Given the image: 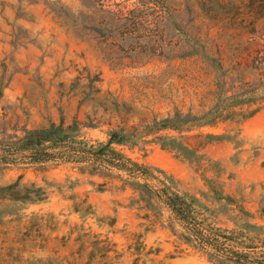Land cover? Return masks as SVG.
<instances>
[{
	"label": "rangeland",
	"instance_id": "rangeland-1",
	"mask_svg": "<svg viewBox=\"0 0 264 264\" xmlns=\"http://www.w3.org/2000/svg\"><path fill=\"white\" fill-rule=\"evenodd\" d=\"M255 39L264 45V0H0V188L21 177L22 187L45 194L0 222V264H211L171 235L167 213L149 221L130 208L132 192L117 179L124 174L102 179L62 161L31 163L1 144L62 122H78L92 143L122 130L134 146L116 149L172 175L181 192L200 198L205 179L220 181L256 214L264 204V107L245 122L156 134L177 114L208 112L218 100L217 65L234 79L239 62L249 71ZM160 137L198 156L165 151ZM104 243L113 245L107 258L98 250Z\"/></svg>",
	"mask_w": 264,
	"mask_h": 264
},
{
	"label": "trees",
	"instance_id": "trees-1",
	"mask_svg": "<svg viewBox=\"0 0 264 264\" xmlns=\"http://www.w3.org/2000/svg\"><path fill=\"white\" fill-rule=\"evenodd\" d=\"M255 26V23L252 24L253 32ZM193 43L198 44L196 41ZM241 45L238 44V47ZM250 45L255 58L246 62V65H251L249 71V67L242 69V61L238 63V69L233 72L236 79L230 77L232 73L224 74L223 65H217V71L222 74L217 85L218 100L208 112L201 116L177 114L161 122L156 134L167 130L179 133L183 129L191 132L194 128L214 126L219 121L245 122L257 115L264 107V45L260 39L253 40ZM212 62L211 59L209 68L214 71L216 65H212ZM247 78H252V81H247ZM236 81L239 87H235ZM229 85L231 87L228 89ZM134 138L122 130L110 131L106 142L92 143L84 139L78 122L68 127L62 122L59 126L51 124L46 129L23 130L21 137L14 135L6 145H1L8 148L11 158L28 154L31 163L62 161L75 165L82 174L102 179H113L111 175L114 172L122 173L127 179L121 175L117 179L132 192L130 208L145 212L143 219L149 221L159 222L167 213V228L171 235L182 245L200 253L211 264H264L262 202L259 211L254 214L228 194L223 183L213 179L204 180L206 190L200 194V198L181 192L179 181L172 175L138 163L116 149L133 147ZM208 138L216 137L210 135ZM158 139L162 142L159 145L163 150L179 154L186 161H193L198 156V151L190 149L176 138ZM6 161L8 159H3L1 163L7 165ZM21 179L0 188V222L15 216L17 207L45 199L42 189L22 187ZM221 214L228 216L232 228L220 226ZM139 246L142 247L141 244ZM111 247L113 245L109 243L98 245L103 258H107Z\"/></svg>",
	"mask_w": 264,
	"mask_h": 264
}]
</instances>
